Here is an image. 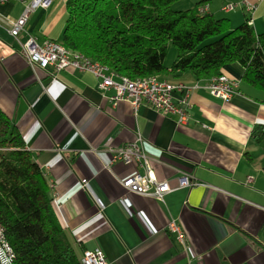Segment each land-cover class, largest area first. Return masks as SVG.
Masks as SVG:
<instances>
[{"label": "crops", "instance_id": "obj_1", "mask_svg": "<svg viewBox=\"0 0 264 264\" xmlns=\"http://www.w3.org/2000/svg\"><path fill=\"white\" fill-rule=\"evenodd\" d=\"M205 1L232 28L251 22L264 33V0H247L251 12L241 6L228 13L223 6L240 0ZM66 2L51 0L32 13L17 39L9 21L22 17L26 3L0 4V109L44 170L79 258L99 248L110 264H264V91L244 82L237 63L222 70L237 84L228 102L209 94L211 79L189 72L161 77L192 88L188 123L180 124L145 103L137 111L126 101L115 106L114 91L102 92L90 73L33 70L23 45L30 37L61 42ZM183 96L174 93L172 100ZM138 134L157 179L173 189L163 202L127 192L121 182L135 166L112 163L111 149L134 143ZM184 174L193 187L179 189ZM171 222L184 233L185 246L168 232Z\"/></svg>", "mask_w": 264, "mask_h": 264}, {"label": "trees", "instance_id": "obj_2", "mask_svg": "<svg viewBox=\"0 0 264 264\" xmlns=\"http://www.w3.org/2000/svg\"><path fill=\"white\" fill-rule=\"evenodd\" d=\"M181 0H67L61 44L133 80L151 76L197 79L244 68L246 84L264 91V33L249 22L194 10L175 11ZM172 44L177 56L166 66ZM255 135V133H254ZM52 186L20 130L0 109V232L9 264H82L54 209Z\"/></svg>", "mask_w": 264, "mask_h": 264}, {"label": "built area", "instance_id": "obj_3", "mask_svg": "<svg viewBox=\"0 0 264 264\" xmlns=\"http://www.w3.org/2000/svg\"><path fill=\"white\" fill-rule=\"evenodd\" d=\"M26 3V11L17 21H9L11 29L10 35L17 39L22 31L25 30L28 19L32 13L38 9H47L51 5V0H0V4L10 2ZM244 6L248 11L254 9L248 4L247 0H240V3H228L223 6V11L233 12ZM200 15L210 14L208 5H201L197 9ZM251 23V22H250ZM249 23V24H250ZM23 55L29 66L35 69L46 71L53 67L56 73L65 71L69 68L79 72L90 73L100 80L99 88L102 92L114 91L111 101L116 106L120 101L129 102L135 111L143 104H147L164 116H176L178 123L186 124L189 119V94L192 88L182 83H169L159 77L151 76L133 80L126 76L114 73L108 66L100 62L93 61L80 52L67 49L63 44L55 40H45L40 43L37 38L30 37L23 45ZM209 94L224 102H228L235 95L237 84L225 75H219L211 79L207 86ZM181 92L183 98L175 104L172 100L174 93ZM112 163L121 162L127 166H135L134 173L126 177L122 182V187L129 193L142 197H150L159 202L164 201V197L173 191L168 182H160L150 164L149 157L145 152L143 139L140 134L134 143L127 144L118 149H111ZM143 170V173L139 171ZM253 177L249 178L252 181ZM86 188L88 181H82ZM195 185L191 177L182 175L179 178V189L191 188ZM126 208L131 209L132 204L127 198L122 199ZM168 232L174 233L177 240L183 246L185 235L181 228L171 222L168 225ZM2 234L0 232V239ZM6 253L0 244V264H9ZM82 264H110L104 252L97 248L85 250L81 258Z\"/></svg>", "mask_w": 264, "mask_h": 264}, {"label": "rangeland", "instance_id": "obj_4", "mask_svg": "<svg viewBox=\"0 0 264 264\" xmlns=\"http://www.w3.org/2000/svg\"><path fill=\"white\" fill-rule=\"evenodd\" d=\"M213 2L214 1H216V0H212ZM218 1V0H217ZM203 3V2H207L206 3V5H208L210 8H211V6L208 4V2H210V1H205V0H181V1H178V2H176V3H174L173 5H172V8H173V10H175V11H180V12H183V11H188V10H194L195 9V7H196V5L198 4V3ZM201 3V4H202ZM203 5V4H202ZM211 10V9H210ZM220 13V12H219ZM219 15H221V14H219ZM221 16H224V14L223 15H221ZM218 17V16H217ZM225 18L226 19H228L227 18V16H225ZM228 20H230V19H228ZM231 22V21H230ZM235 26H233V28H234ZM235 28H237V27H235ZM234 28V29H235ZM176 56H177V49L172 45V44H170V46H169V48H168V55H167V59H166V65H171V64H173V62H174V60H175V58H176Z\"/></svg>", "mask_w": 264, "mask_h": 264}]
</instances>
